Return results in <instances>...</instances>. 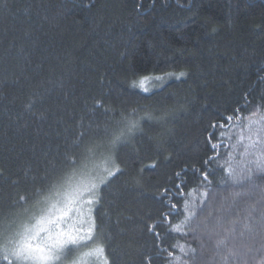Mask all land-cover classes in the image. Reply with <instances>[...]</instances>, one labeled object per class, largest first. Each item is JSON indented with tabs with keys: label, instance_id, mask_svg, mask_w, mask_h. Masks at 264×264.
<instances>
[{
	"label": "trees",
	"instance_id": "1",
	"mask_svg": "<svg viewBox=\"0 0 264 264\" xmlns=\"http://www.w3.org/2000/svg\"><path fill=\"white\" fill-rule=\"evenodd\" d=\"M180 72L186 73L181 81L168 78ZM142 76L163 77L161 95L171 94L165 106L177 118L164 127L145 121L143 133L119 149L126 175L104 193L101 213L108 215L98 223L112 264H147L148 257L167 264V252H159L148 230L169 211L161 193L167 188L175 194V174L186 172L183 191L198 195L202 182L193 169H203L213 155L209 133L216 142L221 132L212 125L242 106L246 94L250 102L242 115L262 102L264 0H0V205L31 192L58 163L81 120L87 125L98 118L90 111L96 100L119 106ZM139 103L158 107L160 97ZM241 131L226 132L224 144L235 145ZM218 151L220 158L208 165L215 170L210 207L200 220L225 197L231 202L232 191H243L222 170L246 167L243 148ZM254 182L264 186V178ZM259 199L258 189L238 198L228 218L238 221L230 246L253 249L246 264H264V251H255L264 233L239 236L252 207L249 222L259 219ZM172 202L182 209L183 200L174 196ZM182 219V212L170 217L171 224ZM171 224L156 229L165 248L179 254L171 246L188 244L197 250V264H222L207 238L201 248L198 237L169 233Z\"/></svg>",
	"mask_w": 264,
	"mask_h": 264
},
{
	"label": "snow or ice",
	"instance_id": "2",
	"mask_svg": "<svg viewBox=\"0 0 264 264\" xmlns=\"http://www.w3.org/2000/svg\"><path fill=\"white\" fill-rule=\"evenodd\" d=\"M167 75L176 81L186 77L184 72ZM162 80V76H142L134 80L130 85L134 91L127 93L129 99L119 106H105L103 99L96 100L90 111L94 117L98 113V118L87 125L81 120L79 133L71 139L58 163L40 177L31 192L0 205V264H112L109 245L101 235L98 223L108 215L107 211L101 213L104 193L115 180L126 175V169L118 163L117 153L143 133L144 122L164 127L177 118L176 112L165 106L171 94L161 95L163 85L159 82ZM150 83L153 87L148 86ZM157 88L159 92L155 90ZM249 95H245L244 104L231 115L222 117L219 125H212L221 129L216 142H212L213 133L208 136L213 155L204 161L203 169H193L194 174H200L203 190L198 195L194 194L195 189L185 193L186 180L181 177L186 172H177L175 176L179 183L173 185L177 192L170 194L166 188L159 197L162 201L167 197L165 206L169 211L148 230L160 242L156 245L159 252H167V264H197L195 247L184 243L174 244L171 247L179 253L176 254L163 246L164 237L156 232L162 223L171 224L170 217L181 212L182 221L171 224L169 233L198 237L202 241L201 248L206 246L204 241L207 238L208 242L213 243L222 264H246L245 257L253 249L243 243L240 247L230 246L236 239L238 221L228 218L238 198L252 196L258 189L260 199L257 203L261 205L259 219L249 222L256 211L252 207L239 236L243 238L245 233L250 236L264 233V186L254 182V177L264 178V96H261L262 102L255 106L254 111L242 115L241 109L250 102ZM153 96L160 97L158 107L139 103L141 99H151ZM141 112L143 115H140ZM234 128H242L237 143L224 144L225 133L230 134ZM167 131L170 133L171 129ZM221 147L243 148L241 156L246 167L240 171L231 165L222 169L231 185L239 186L243 191H232L231 202L225 197L218 207H213L200 220L201 214L210 207L209 194L213 182L209 177L215 174V170L208 165L220 158L218 149ZM148 167L155 168L156 165ZM174 196L183 200L182 209L172 202ZM255 251H264V245ZM147 264H152L151 257L147 258Z\"/></svg>",
	"mask_w": 264,
	"mask_h": 264
},
{
	"label": "rangeland",
	"instance_id": "3",
	"mask_svg": "<svg viewBox=\"0 0 264 264\" xmlns=\"http://www.w3.org/2000/svg\"><path fill=\"white\" fill-rule=\"evenodd\" d=\"M160 83V82H159ZM149 87H153V85L150 83L149 85H148Z\"/></svg>",
	"mask_w": 264,
	"mask_h": 264
}]
</instances>
